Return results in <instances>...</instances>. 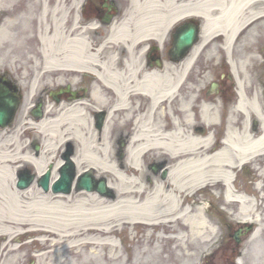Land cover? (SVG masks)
Listing matches in <instances>:
<instances>
[{
	"label": "bare ground",
	"instance_id": "1",
	"mask_svg": "<svg viewBox=\"0 0 264 264\" xmlns=\"http://www.w3.org/2000/svg\"><path fill=\"white\" fill-rule=\"evenodd\" d=\"M82 1L0 0L2 41L11 40L10 26L21 24L23 37L32 32L40 42L36 52L42 62L41 73L50 71L52 79L61 81L66 76L73 79L76 71L90 72L103 86H93L91 102L101 107L106 97L110 100L108 112L105 110L107 119L98 131L91 127L87 106L81 101L60 103L57 108L49 104L43 119L28 121L42 139L37 142L39 153L23 151L22 143L16 141L24 135L18 134V126L13 133H7L6 128L0 132V237L5 238L2 247L6 249L2 261L6 264L20 261L14 240L29 237L30 242L38 244L33 255L36 264H126L117 236L121 235L120 229L136 226L145 234L142 240L130 238L132 264H182L186 237L197 248V254L207 257L211 240L207 243L204 240L214 228L205 224L204 207L187 203L198 200L195 196L201 186L222 180L227 184L226 198L242 203L239 209L228 204L236 212L234 217L239 221L258 218L246 255L250 264H264V193L248 196L253 192L251 188L239 186L234 190L232 186L235 169L245 161H252L259 168L262 179L259 185L263 183L260 188L264 190V105L260 99L264 96L258 89H248L247 79L239 83L236 111H231L225 121L224 142L215 149L209 130L217 127V99L212 94L209 97V101L216 103L213 107L210 102L200 101V89H194L186 98L179 91L192 59L207 43L210 32L228 30L225 48L229 50L234 35L253 13L264 19V0H127L125 23L113 24L96 49L90 47L83 32L70 37L78 24L74 19L70 30L67 8L77 9ZM209 2H218L221 7L214 17L210 16ZM251 3L253 10L249 9ZM185 14L203 17L201 41L183 60L169 62L160 70H146L140 57L144 53V36L164 39L165 31ZM135 43L142 44L135 46ZM121 45L127 47L124 59L115 53ZM137 47L138 53L133 50ZM101 48L109 52L98 62ZM215 50L213 47L212 51ZM240 64H246V60L242 59ZM39 74L40 71L31 80L19 116L24 106V110L31 106ZM194 108L204 122L196 123ZM254 115L261 122L257 133L249 128ZM130 126L131 134L127 130ZM67 135L79 142L73 157L79 172L85 165L96 169V177L106 176L108 186L118 193L116 199L88 191L53 194L34 185L23 190L14 187L20 163L34 167L38 175L43 174L48 161L59 150L53 139L57 137L62 143ZM123 136L129 138L124 159H113L109 140ZM149 152L166 160V180L142 179L145 176L142 158ZM59 163H53L52 181L58 178ZM124 164L130 168L120 169ZM138 174L139 179L135 177ZM153 227H163L175 235L163 238L159 232L151 236Z\"/></svg>",
	"mask_w": 264,
	"mask_h": 264
},
{
	"label": "rangeland",
	"instance_id": "2",
	"mask_svg": "<svg viewBox=\"0 0 264 264\" xmlns=\"http://www.w3.org/2000/svg\"><path fill=\"white\" fill-rule=\"evenodd\" d=\"M85 1L86 0H83V3ZM88 1L91 2V0H87V2ZM95 1H98V0H93V2H95ZM119 1L121 3L127 4V0H119ZM23 5H25V4L23 3ZM67 10L70 13V18H69L70 30H71V25H72V22L74 19L77 21L76 24L79 25L77 30H75V31H73V29L71 30L72 34L70 37L81 34L82 32L85 34V37H86L87 29H85V27L88 25L90 26L91 21H93L92 19L91 20L88 19V17H89L88 15H90V16L94 15L95 12H93L91 10L81 11L82 9H79V11H78V8L75 9L74 7L67 8ZM75 16H77L76 17L77 19L75 18ZM136 16H138V15L136 14ZM0 21H1V17H0ZM123 22L125 23L124 19H122L119 23H123ZM20 26H21V24H16V25L10 26V35L12 36L11 40L2 41L0 39V74L3 72L4 73L8 72L10 74L11 78L14 81H17L19 83L21 90H23L22 92L24 93V97H25L26 91H27L26 85H28V81H30L33 76H36L38 71H40V74L38 77L39 84H38V88H37L36 93L45 87L47 89H50L48 85L51 86V85H57L60 83H58L59 81L57 79H55V78L52 79V77L50 76L51 75L50 71H46L44 73L43 72L41 73L42 62H41L40 56L36 52L40 46V42L37 40V38H36V36H34V34L32 35V32H28L27 36L23 37V35L21 34L22 30H21ZM32 31H34V30H32ZM256 33L260 34V35H264L262 29H259L258 31H256ZM254 41H257V40L254 38ZM263 54H264V49H263ZM35 59H37V60H35ZM200 59H202V60H200ZM198 60H200V64L198 65L196 70H200V69L206 70V68H209L204 73V75H207L206 79H204V80L207 83L206 87H208V85L210 84V81H211V77L213 76L212 75V73H213V67H212L213 58L210 59V55L208 54V50L206 49V51L201 55V57H199ZM209 62H211V63L209 64ZM262 65L264 66V63ZM202 74H203V72L201 73V75L199 74L198 77L195 76V80L200 79ZM68 80L70 81V79L65 78V80H63L62 83L67 82ZM79 83H81L83 86V80L80 77H79V79H77V82L75 84L79 85ZM199 83H201V81H199ZM89 91H91L90 87H89ZM220 101H221V99H220ZM235 101H236V99H234L232 101V103H229V104L222 102L224 104L223 105V111L227 112L232 107V105ZM24 107H23L22 115L19 116L21 113V112H19L17 120L15 121V126H18V129L16 128L17 131H19L18 134L24 133L22 138H19V136H18L17 137L18 139H16V141H20L22 143V146L25 145L26 141H28L31 136H34V133L37 134V132L34 131V129L30 127V124H28V121L30 120L26 115V112L28 109L24 110ZM218 109H219V111H218L219 114L223 118V112L220 110L219 105H218ZM198 119H199V117L197 118V120ZM111 127H113V126H111ZM222 136H223V134L221 133V137ZM23 147L25 148V146H23ZM23 151L25 152L26 150L23 149ZM151 156H152L151 154H147L145 156V158H148V157L151 158ZM112 157H113V159H117L116 155H113ZM55 159H56V161H58L59 156L57 158L55 157L54 159H51V160L53 162H55ZM142 161H143L142 162V169H144L145 168V166H143L144 157L142 158ZM85 167L86 166L84 165L83 169ZM129 168L130 167L128 166V164H125L124 170H127ZM144 171H145V169H144ZM246 172L249 173L246 170L240 171L239 173H236V171H235L236 181L243 184V182H245L244 174ZM146 173L148 174L147 170H146ZM135 177L137 179H139V174L135 175ZM11 188H13V186H11ZM196 197L201 198V196H196ZM212 197L214 198V196H212V195L210 197V194H208V192L205 193L204 196L202 197L203 204H206L207 199L212 198ZM220 200H222L221 197L217 199L218 202ZM128 230H130V228H126V230H123L121 235L118 236V239H119V241L123 247L121 249L123 251V254H125V252H126V258H127L126 264H132L131 263V253H132L131 243L132 242H130V237H129V235H131L132 233L129 234ZM134 231L140 232L139 234L141 236H142V234H144L143 230L141 228H139L138 226H136ZM137 237H139V236H137ZM20 239H24V237H20ZM29 239L30 238H26V240H24V241L20 240L19 242L16 243L17 244L16 247H18L19 244H20V247L18 249H16L15 254L21 260L18 262H13L12 264H36V258L33 255L38 251V249H37L38 244H36L35 242H30ZM139 240H142V237ZM3 241H4V237L1 236L0 237V264H6L2 261V258L5 256L4 253L6 252L5 247L4 248L2 247ZM193 248H194V245H192V244L185 245L183 247L184 256L181 259V261L184 264H195V262L197 260V253H196V250H194ZM164 256L170 257V254H164ZM8 264H11V263H8ZM173 264H175V263H173Z\"/></svg>",
	"mask_w": 264,
	"mask_h": 264
},
{
	"label": "flooded vegetation",
	"instance_id": "3",
	"mask_svg": "<svg viewBox=\"0 0 264 264\" xmlns=\"http://www.w3.org/2000/svg\"><path fill=\"white\" fill-rule=\"evenodd\" d=\"M93 11L95 12L94 15H88V19H94L96 22L95 30L89 31L87 37L90 42L91 48L97 47L101 44L104 37L107 35L109 28L113 24H118L122 19H124L126 11H128V4L121 3L117 0H101L95 1L91 0V2L85 3L83 5V11ZM246 28L241 31L240 35L235 36L234 40H232V44L230 45V49L228 51L224 50V40L216 39L209 43V50L210 55L213 56L214 61L212 62L213 70L219 69V72L216 73L215 80L218 82V88L221 90L220 94H223L227 89L231 88V81L226 77V75L222 76L221 73H227L228 69L225 68V61L227 59L233 61V63H239L244 58L248 60L260 64L264 61V44L261 39L257 38L252 31H247ZM254 38L257 41H254ZM88 41V40H87ZM171 41H167L166 44L159 50L156 47L152 48V45L149 44L147 49L142 55L143 63L146 67L152 66L153 64H157L158 61L162 63L167 61H174L177 60L168 54V49L170 46ZM109 47V45H106ZM215 47V52L212 51V48ZM260 49V50H259ZM106 51H102V48L99 49L100 57L106 55ZM118 53V52H117ZM121 53L124 54L123 49H121ZM226 59V60H225ZM254 70V68H252ZM251 88H255L256 86H264V72L263 70L255 71V74L251 81H249ZM93 85V79L88 77L87 75L83 74V86L79 84L78 87H73L75 91L71 93L70 91H64L63 89L67 88L68 83L64 82L59 87L53 88L55 91L50 93L47 92V98L54 103L55 101L58 103L59 100H66V99H76V100H83V98H87V94L89 92V87ZM37 97H35L36 99ZM38 97L36 99L39 100ZM21 134V133H20ZM36 138L31 136L28 141H26L25 150H30L34 152L37 150V146L35 143ZM24 148V147H23Z\"/></svg>",
	"mask_w": 264,
	"mask_h": 264
},
{
	"label": "water",
	"instance_id": "4",
	"mask_svg": "<svg viewBox=\"0 0 264 264\" xmlns=\"http://www.w3.org/2000/svg\"><path fill=\"white\" fill-rule=\"evenodd\" d=\"M196 30L194 27H190L185 31L181 32L176 39V48L178 47L181 51H185L189 49L195 40ZM180 52V51H178ZM43 99V98H42ZM38 106L36 109L32 110V115L35 118H39L41 116V110L39 109V105H41V99L38 101ZM20 97L18 95V88L12 83L7 77H0V128H5L10 126L15 113L19 107ZM66 160V159H65ZM67 161V160H66ZM71 163V164H70ZM71 165V171H73L72 166L73 163L69 160L64 164L63 171H60V178L53 184L54 192H69L72 174L69 171V167ZM65 168H68L65 170ZM49 171V170H48ZM70 173V175H69ZM27 174L21 173L17 179V187L18 188H26L33 181V176H25ZM48 175L49 172L43 176L41 179V184L44 190L48 189ZM78 188L86 189V190H97L100 194H106L109 192V189L106 186V180L101 179L98 182L94 180L91 176V172H86L82 176L79 177Z\"/></svg>",
	"mask_w": 264,
	"mask_h": 264
}]
</instances>
